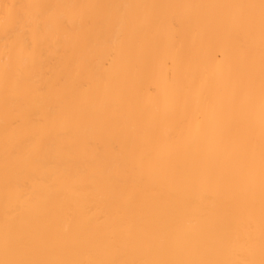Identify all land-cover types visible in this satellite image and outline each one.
<instances>
[{
    "label": "bare ground",
    "instance_id": "6f19581e",
    "mask_svg": "<svg viewBox=\"0 0 264 264\" xmlns=\"http://www.w3.org/2000/svg\"><path fill=\"white\" fill-rule=\"evenodd\" d=\"M0 264H264V0H0Z\"/></svg>",
    "mask_w": 264,
    "mask_h": 264
}]
</instances>
